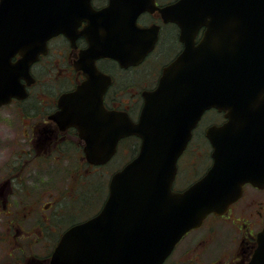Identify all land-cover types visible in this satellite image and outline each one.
<instances>
[{
	"label": "water",
	"instance_id": "1",
	"mask_svg": "<svg viewBox=\"0 0 264 264\" xmlns=\"http://www.w3.org/2000/svg\"><path fill=\"white\" fill-rule=\"evenodd\" d=\"M61 1L0 0L1 70L10 75L19 67L24 73L45 51L47 39L64 30ZM78 4L82 13L89 9L96 18L123 6L131 26L141 31L146 29L137 27V16L156 7L155 0H112L101 11H93L90 0ZM162 12L180 26L185 49L164 69L156 89L145 92L137 121L116 111L107 113L112 136L107 146L76 122L87 140L86 156L95 164L115 153L122 136H139L141 146L112 176L100 212L64 233L51 264H162L187 231L236 201L245 183L264 185V0H179ZM202 27L205 33L196 45L193 39ZM110 37L106 30L95 29L90 40L100 47L95 48L97 55L134 62L106 41ZM103 41L104 46L99 44ZM16 53L23 58L13 64ZM87 85L64 96L63 114L70 112V102L71 108L102 107L101 95L90 98ZM9 89L0 88V105L18 93L11 82ZM212 107L225 110L227 121L208 129L211 167L188 188L175 191L178 158L202 114ZM250 264H264V230Z\"/></svg>",
	"mask_w": 264,
	"mask_h": 264
},
{
	"label": "flooded vegetation",
	"instance_id": "2",
	"mask_svg": "<svg viewBox=\"0 0 264 264\" xmlns=\"http://www.w3.org/2000/svg\"><path fill=\"white\" fill-rule=\"evenodd\" d=\"M178 1L155 0L154 10L144 11L136 18L137 27L146 29L141 31L131 26L123 6L102 13L98 18L91 12L83 17L78 4L81 0H63L64 30L49 38L46 50L38 54L24 73L18 68L10 76L6 71L0 72V88L9 89L11 82L18 91L0 105V131L3 132L0 139H5L7 133L12 134L13 139L1 148H14L10 161L0 167V264H51L54 250L65 231L89 218L73 219L62 223L61 227L58 225L65 215L75 216L84 204L76 202L82 196L77 179L91 176L93 172H107L105 167L117 159L121 164L109 172L106 201L112 175L137 155L141 138L122 136L117 141L115 153L106 162L95 164L86 156L87 140L76 122L89 127V136L100 139L99 144L107 146L106 142L112 138L107 127L111 124L107 119L108 112L116 111L120 116L127 114L132 120H138L144 105V93L159 85L164 69L185 49L180 26L165 18L170 14L164 16L162 12ZM111 3L112 0H91L95 11L104 10ZM97 27L113 35L106 41L112 43L115 50H120L128 61L129 58L135 61L125 64L114 56L97 55L100 47L92 44L95 40H90ZM204 33L205 27L200 28L193 39L196 45ZM107 42L99 44L104 46ZM150 43H153L151 49L137 59L138 53ZM22 58V54L17 53L11 57V62L17 64ZM84 83L88 84L84 87L90 98L97 100L101 95L102 107L71 108L69 101L70 112L63 114L67 103L64 96L75 92ZM82 113L92 116L73 117V114L80 116ZM225 121L226 111L216 107L202 114L178 158L173 190L186 189L211 167L213 145L208 129ZM127 141H132L133 150L130 145L125 148ZM193 146H199L209 160L205 170L196 178L190 171L191 159L188 158ZM61 162L83 163L86 167L84 171L77 166L66 168L74 180L70 184L72 189L61 191V197L66 198L65 206L55 209L50 216L54 207L33 199L36 194L32 175L39 169L37 166ZM63 171L64 168H57L60 177ZM39 208L45 214L40 215ZM63 208L69 213L62 212ZM93 212L96 214L98 210ZM58 217L61 219L52 226L50 220ZM35 224L36 233L31 230ZM263 230L264 185L246 183L241 196L223 213H210L200 226L189 230L163 264H250L258 247V235Z\"/></svg>",
	"mask_w": 264,
	"mask_h": 264
},
{
	"label": "rangeland",
	"instance_id": "3",
	"mask_svg": "<svg viewBox=\"0 0 264 264\" xmlns=\"http://www.w3.org/2000/svg\"><path fill=\"white\" fill-rule=\"evenodd\" d=\"M8 124L12 125V123ZM5 133V132H4ZM0 134H3V132L0 131ZM6 134V133H5ZM12 134L7 133V137L5 139H0V167L1 164H5L7 161H10L11 155L14 152V148L7 147L6 149L1 148L2 145L8 142H12ZM127 145H130V149L133 150V144L132 141H127L126 144H124L125 148L127 149ZM205 152H202L201 148L199 149V146H193L192 149L189 152L188 158L191 159V163H189L190 171L193 175L198 177L204 169L207 161L209 163V160H207V156L205 155ZM206 156V157H204ZM120 160V159H119ZM207 163V164H208ZM80 164V165H79ZM121 164V161L119 162L117 159L111 162L109 165L105 167L106 171L97 172L96 174L93 172L91 176L82 177L77 179V185H80V188H82L81 197L76 200L79 204H82L83 206L78 209V213L74 216L71 214H68V211H64V208L62 209V212L68 214L65 215L62 220L61 218H55L51 221V225L55 226L58 221V225L61 227L62 223L72 221L73 219H83L90 217V215H94L95 212L93 210H99L101 204L103 203L106 195V184L108 180V176L110 175V171H113ZM78 167L81 169V171H84V168L86 167L83 163H77L75 164H64V163H55L48 165H40L38 170L32 175L35 181H33V189H34V201L40 202L44 201V204L47 203V205H52L54 209L50 212V216L52 215V212H54L55 209L65 206L66 198L61 197V191H64L65 189L70 188L71 182H73V177L67 174L66 168L70 167ZM3 167V166H2ZM61 167L64 168L63 173L61 174L57 172V168ZM102 169V168H101ZM6 177V175L4 176ZM191 182V181H190ZM79 188V190H81ZM72 189V187L70 188ZM86 195V197H85ZM92 196V197H91ZM50 209V208H49ZM48 209V211H49ZM40 215L45 212L42 210V208H39ZM36 220V219H33ZM38 225V224H37ZM63 228V227H62ZM61 228V229H62ZM51 229V228H50ZM59 229L58 232L61 230ZM36 233V224L31 229ZM58 234V233H57Z\"/></svg>",
	"mask_w": 264,
	"mask_h": 264
}]
</instances>
